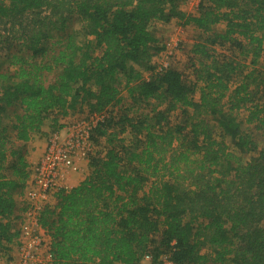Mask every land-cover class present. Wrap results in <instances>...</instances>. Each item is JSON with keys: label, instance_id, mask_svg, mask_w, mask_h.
Here are the masks:
<instances>
[{"label": "trees", "instance_id": "obj_1", "mask_svg": "<svg viewBox=\"0 0 264 264\" xmlns=\"http://www.w3.org/2000/svg\"><path fill=\"white\" fill-rule=\"evenodd\" d=\"M182 1L0 0V245L20 234L27 142L86 111L105 151L41 211L53 264H264V0ZM175 16L205 36L193 69L145 78Z\"/></svg>", "mask_w": 264, "mask_h": 264}, {"label": "built area", "instance_id": "obj_2", "mask_svg": "<svg viewBox=\"0 0 264 264\" xmlns=\"http://www.w3.org/2000/svg\"><path fill=\"white\" fill-rule=\"evenodd\" d=\"M159 70H162L159 68ZM101 115L76 118L62 129H54L48 135V144L40 161L29 165V176L23 189L24 214L20 225L18 244L21 248L22 264H49L54 262L50 231L40 222L41 211L54 205L56 193L60 189H70L66 185L68 171L79 169L77 159L88 160L98 151L92 139V130ZM30 224L40 232L32 233ZM46 249L42 257L38 250ZM41 258V259H40ZM122 264V263H115ZM141 264H153L152 256L146 255ZM154 264H179L168 255H161Z\"/></svg>", "mask_w": 264, "mask_h": 264}, {"label": "rangeland", "instance_id": "obj_3", "mask_svg": "<svg viewBox=\"0 0 264 264\" xmlns=\"http://www.w3.org/2000/svg\"><path fill=\"white\" fill-rule=\"evenodd\" d=\"M202 2L203 0H183L181 2L180 8L184 13H186V15H197L200 10V3ZM182 21L183 20L181 18L175 16L172 17L169 21L166 22L160 21L155 26H153L152 29L154 34L163 42V44H165V49L159 51L154 56L153 59H154V63L156 64V67L154 68L153 71H145L143 73L145 78H150L155 73L162 72L169 68L179 69L181 71H185L186 73H190L192 71L193 66H192L191 57L193 56V51H192L193 45L195 42L199 40H204L205 36L202 35L200 30L195 25L193 24L183 25ZM223 28H224V24L218 26L219 30ZM2 53H3V49H1L0 46V54ZM159 68H161L162 70H159ZM123 94H125V91L123 92ZM197 97L198 95L196 96V98ZM125 101L129 103L130 100L128 99ZM141 106L142 109H140L139 111L146 112L150 109L148 105H141ZM77 114L81 115L78 116V118L90 119L91 116H94V115H89V113L86 111ZM53 117L54 116H50L48 119H51L53 121ZM104 146L105 144L101 142V144L98 145V151H105ZM27 169H29V165ZM88 173H89V168H88ZM23 195L21 198L22 201L21 207L24 206ZM24 212L25 210L23 209H21V211L18 212L22 216L21 218L18 219L17 227H20L21 225V220L23 218ZM30 229L32 230V233L34 235H36L37 232H40L37 229V227L34 226L33 224H30ZM19 238L20 237H17L12 242L4 243L6 244V246L4 247H3L4 244L0 245V264H22L21 248H20V244H18ZM38 252L39 254L42 255V257L47 255L46 249L40 248ZM53 263L54 262L52 260L49 262V264H53Z\"/></svg>", "mask_w": 264, "mask_h": 264}, {"label": "crops", "instance_id": "obj_4", "mask_svg": "<svg viewBox=\"0 0 264 264\" xmlns=\"http://www.w3.org/2000/svg\"><path fill=\"white\" fill-rule=\"evenodd\" d=\"M77 113H69L65 116H59L58 123L55 127H53V121L51 119H48L45 121L44 125L42 126V132L41 134H35L32 136V138L27 142V160L29 165L36 164L40 161L45 148L48 144V135L49 133L54 129H62L65 127L68 123L74 121V119L78 118ZM77 165L79 167L78 170L68 171L66 175V185L68 188H72L77 186L88 174V168H89V162L88 160H85L83 158L77 159ZM23 191L18 194V204L19 207L22 205V198ZM20 197V198H19Z\"/></svg>", "mask_w": 264, "mask_h": 264}]
</instances>
